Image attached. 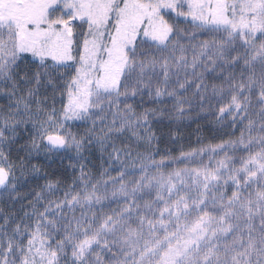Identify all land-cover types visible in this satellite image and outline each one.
<instances>
[{
    "label": "snow or ice",
    "instance_id": "6c2138e0",
    "mask_svg": "<svg viewBox=\"0 0 264 264\" xmlns=\"http://www.w3.org/2000/svg\"><path fill=\"white\" fill-rule=\"evenodd\" d=\"M0 97V264H264V0H0Z\"/></svg>",
    "mask_w": 264,
    "mask_h": 264
},
{
    "label": "rangeland",
    "instance_id": "374dc122",
    "mask_svg": "<svg viewBox=\"0 0 264 264\" xmlns=\"http://www.w3.org/2000/svg\"><path fill=\"white\" fill-rule=\"evenodd\" d=\"M182 26H186V25H182ZM198 39H203V37H198ZM192 51H189L188 53V59L191 60L192 59ZM204 83L208 86L209 91L211 90V86L213 83H218V81H215L213 79V75H208L206 74L204 77ZM191 93H189L190 95ZM8 101L3 98L0 97V108H6ZM197 112H199L200 114V118L198 119L196 117ZM158 119V118H157ZM82 127V126H81ZM21 128H23V125L21 126ZM169 129L173 130V136L171 138H168L167 136L165 137L164 141L160 142L159 147L161 148V150L164 149H175V151L173 152L174 155L179 156L180 154V150L181 147H183V150L185 152L192 150L193 148L199 149L202 146H206L209 144H216V143H220V137L224 134V129H220L219 126H215L211 123V117L207 116L205 112L200 111V109L198 107L194 108V111L192 112V114L190 116H187L186 118L182 119V120H173V122L170 124L169 123V117L166 114L163 117V124H155L153 127V131L157 133V135L159 136L161 133H168ZM178 129V133L176 132V130ZM76 129L73 128V131H75ZM227 131H231V129H228ZM256 134V133H254ZM240 135V130L237 129L236 130V136L238 137ZM245 135H247V133H245ZM215 136L216 139L213 140L212 137ZM28 137H22L18 140V142L16 144L11 145V151H12V155L15 156L16 155V149L21 145V144H25L28 141ZM175 140V143H172V140ZM224 139H228L227 136H224ZM94 151V156L91 159V163L94 164L97 168V170H99L100 164H101V160H100V153L99 151L93 150ZM67 155L65 153H61L59 155H56L54 157V160L52 161L51 165L48 166V162L45 161L43 159V157H41L39 159V161L34 160L33 163H43L44 165L47 166V171L49 173L52 172H56L58 174H62V171L57 172L58 170L54 167V164L57 162L59 165L61 164V156ZM85 155H87V153H85ZM221 157L223 156V153L220 154ZM220 157H216V159H219ZM157 159H159V157H157ZM197 159H199V157H197ZM208 157L205 156L204 157V162L208 163ZM214 162V161H213ZM69 163V161L64 160V164ZM131 163V162H129ZM63 166V165H62ZM185 165L181 164V165H174V167H184ZM194 166V165H189ZM105 167L107 168V165H105ZM79 168V165H77V169ZM45 169L42 168L41 172L43 173ZM112 177H115L117 175L116 172H112L110 174ZM104 179H108V177H105ZM39 183L43 184L45 183V181H39ZM26 189H21V191H25ZM101 191H103V188H101ZM111 191V185H109V192ZM0 207H4L3 204H0ZM20 207L19 204L16 205V208L18 209ZM9 211H11V209H9ZM259 223V221H257V224Z\"/></svg>",
    "mask_w": 264,
    "mask_h": 264
},
{
    "label": "trees",
    "instance_id": "16d2710c",
    "mask_svg": "<svg viewBox=\"0 0 264 264\" xmlns=\"http://www.w3.org/2000/svg\"><path fill=\"white\" fill-rule=\"evenodd\" d=\"M54 167L58 170L57 172L63 170V166L62 165H59L57 162L54 164Z\"/></svg>",
    "mask_w": 264,
    "mask_h": 264
}]
</instances>
